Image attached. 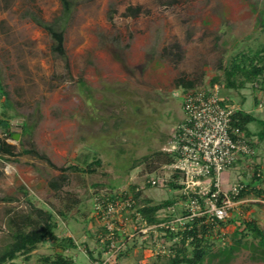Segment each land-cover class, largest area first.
I'll use <instances>...</instances> for the list:
<instances>
[{
	"label": "rangeland",
	"instance_id": "374dc122",
	"mask_svg": "<svg viewBox=\"0 0 264 264\" xmlns=\"http://www.w3.org/2000/svg\"><path fill=\"white\" fill-rule=\"evenodd\" d=\"M261 10L264 0H78L64 36L65 65L26 15L50 20L58 0H0V82L10 103L3 107L0 98V118L6 113L9 124L6 132L0 128V141L14 153L0 155V250L11 241L8 220L31 207L50 211L56 236L74 244L46 240L31 252V264H50L42 258L56 253H78L77 264H90L89 253L98 258L105 220L96 206L103 209L108 195L131 197L135 210L145 202L161 205L159 222L182 216L185 199L170 186L181 185L166 167V150L183 120L185 93L215 85L226 106L264 121V85L223 86L232 56L264 44ZM79 79L89 99L77 91ZM257 121L247 125L255 154L219 175L221 186L240 184L244 195L224 225L208 230L197 264H264L256 239L235 234L246 220L264 232V197L256 194L264 191V139ZM95 160L100 165L88 172ZM150 178L160 185H147ZM116 226L126 248L115 264H167L181 244L180 229L138 233L129 211ZM184 247L191 256L188 241Z\"/></svg>",
	"mask_w": 264,
	"mask_h": 264
},
{
	"label": "built area",
	"instance_id": "2783aa9c",
	"mask_svg": "<svg viewBox=\"0 0 264 264\" xmlns=\"http://www.w3.org/2000/svg\"><path fill=\"white\" fill-rule=\"evenodd\" d=\"M183 120L166 150L172 160L166 166L178 177L185 199L184 214L165 222L148 223L136 210L131 197L111 195L112 199L96 206L105 220L100 236V256L92 264H115L126 244L117 238L116 220L122 212H130L140 224L138 233L154 229L173 233L182 230L195 218L223 221L235 205L242 185L233 183L226 191L220 188L219 175L240 160L252 157L253 142L244 131L232 125L234 111L226 106L217 86L197 88L182 99ZM150 186L160 185L157 178L147 180Z\"/></svg>",
	"mask_w": 264,
	"mask_h": 264
},
{
	"label": "trees",
	"instance_id": "16d2710c",
	"mask_svg": "<svg viewBox=\"0 0 264 264\" xmlns=\"http://www.w3.org/2000/svg\"><path fill=\"white\" fill-rule=\"evenodd\" d=\"M78 0H58L59 11L50 20H45L35 12H27V17L39 27L50 39L49 51L55 58H59L67 65V54L65 50V31L69 24V21L74 13ZM129 8L128 12H132ZM135 16L136 13H130ZM257 22L264 27V10H261L257 15ZM116 59L119 57H115ZM121 61V60H120ZM223 86L227 89H242L246 84H259L264 85V44L252 51L238 52L232 56L226 68L223 70ZM192 83L185 84V88L192 87ZM77 91L80 94H85L89 99L90 89L81 79L76 84ZM0 98L2 99L3 107H10V103L7 97V93L4 92L0 82ZM257 121L251 114L245 113L241 110L234 111L232 116V125L238 127L244 131L248 136L247 125L251 122ZM262 130L258 133L260 140L264 139V121H257ZM8 121L6 113H2L0 118V128L5 132L8 129ZM24 153L28 151L24 150ZM7 154L13 156V147L7 145L5 142L0 141V155ZM172 160V157L170 158ZM169 160L168 162H170ZM100 165L99 160H95L87 167L88 172H93L90 167L93 165ZM72 170L79 171L78 167H71ZM253 180L259 181V177L253 176ZM252 183V182H251ZM147 185H149L147 183ZM150 186V185H149ZM172 188H181L177 184L170 183ZM135 187H131L133 190ZM255 189V187L253 188ZM245 192V188L242 187L235 200L241 199ZM123 194V193H122ZM257 195H263V190H257ZM113 196L108 195V200ZM184 198V197H183ZM169 204V203H166ZM161 208V205H151L145 202L142 206L137 208V212L150 224L158 223L156 219V213ZM8 229L11 236V241L0 250V264H11L13 260L18 256H23L24 260L28 259L31 252H33L40 244L46 240H52L60 242L64 240L67 242L66 248L73 247L74 244L69 237L59 239L54 230L56 228V220L50 211L43 210L41 208L31 207L28 213L11 217L8 220ZM224 225L223 221L212 220L208 221L205 216L195 218L192 222L185 225L179 234L182 235L180 239V247L175 249L173 255L168 259L167 264H197L206 254V233L212 227ZM242 229L238 227L235 234L240 238L251 235L257 241V245L264 251V232L257 226L255 221L246 220L242 221ZM188 241L189 246L192 248L191 256H188L185 252L184 244ZM237 243H241L240 239ZM91 261V254H88ZM42 260L50 264H74L72 259L63 256L61 253H56L51 259L50 257H44Z\"/></svg>",
	"mask_w": 264,
	"mask_h": 264
},
{
	"label": "crops",
	"instance_id": "0c3cea01",
	"mask_svg": "<svg viewBox=\"0 0 264 264\" xmlns=\"http://www.w3.org/2000/svg\"><path fill=\"white\" fill-rule=\"evenodd\" d=\"M242 160H243V159H242ZM242 160H240L239 162H242ZM239 162H238V163H239ZM230 169H235V168L232 167V168H229L228 170H230ZM228 185H229V184H227V185H225V186H221V185H220V188H221L222 190H226V189L228 188ZM75 244H76V243H75ZM71 249H72V248H71ZM73 249H75V247H74ZM73 249H72V250H73ZM66 251H69V252H70V250H68V249H66ZM70 254H71V255H68L67 257L70 258V259H72V261H73L74 264H77L76 261H75V259H76L78 253H76L75 255H73V252H71ZM64 256H65V254H64ZM87 258H88L89 263L91 264L92 261L90 260L89 257H87ZM29 260L31 261V258L28 259L27 261H20L19 258H16L15 260H13V262H12L11 264H31Z\"/></svg>",
	"mask_w": 264,
	"mask_h": 264
},
{
	"label": "water",
	"instance_id": "95a60500",
	"mask_svg": "<svg viewBox=\"0 0 264 264\" xmlns=\"http://www.w3.org/2000/svg\"><path fill=\"white\" fill-rule=\"evenodd\" d=\"M14 138H16V135H14Z\"/></svg>",
	"mask_w": 264,
	"mask_h": 264
}]
</instances>
